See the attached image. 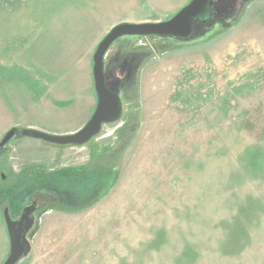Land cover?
<instances>
[{
  "label": "rangeland",
  "instance_id": "374dc122",
  "mask_svg": "<svg viewBox=\"0 0 264 264\" xmlns=\"http://www.w3.org/2000/svg\"><path fill=\"white\" fill-rule=\"evenodd\" d=\"M189 1L0 0V264L3 211L32 200L17 264H264V0H215L187 40L114 41L121 113L86 143L19 134L84 126L100 40Z\"/></svg>",
  "mask_w": 264,
  "mask_h": 264
},
{
  "label": "water",
  "instance_id": "95a60500",
  "mask_svg": "<svg viewBox=\"0 0 264 264\" xmlns=\"http://www.w3.org/2000/svg\"><path fill=\"white\" fill-rule=\"evenodd\" d=\"M214 2L215 0H190L167 20L121 22L113 26L97 44L93 54L92 76L97 103L86 124L75 132L62 135H54L32 128L21 129L19 134L58 145L86 143L99 131L102 123L118 119L121 113L120 98L112 87L107 86L104 76V59L109 46L123 36L190 39L193 36V26L197 22L209 21V8L215 4ZM214 11L216 12V9ZM15 132V129L8 130L0 140V145H4L11 139ZM34 209L35 202H32L30 206L22 210L20 217L16 220L11 219L8 208L4 209L3 218L9 237V251L1 264H17L30 252L31 245L26 234L34 222L31 215Z\"/></svg>",
  "mask_w": 264,
  "mask_h": 264
},
{
  "label": "flooded vegetation",
  "instance_id": "af4514ba",
  "mask_svg": "<svg viewBox=\"0 0 264 264\" xmlns=\"http://www.w3.org/2000/svg\"><path fill=\"white\" fill-rule=\"evenodd\" d=\"M32 202H35V209H34V211L31 213V215H32V217H33L34 214H35V211H36L37 208H38V202H37L36 200H32ZM32 202H31L28 206H30V205L32 204ZM21 213H22V212H21ZM20 215H21V214H20ZM20 215H19V217H20ZM19 217H18V218H19ZM18 218H17V219H18ZM33 226H34V225H33ZM31 228H32V227H31ZM29 231H30V230H29ZM29 231H28V232H29ZM28 232H27V234H28ZM27 234H26V235H27Z\"/></svg>",
  "mask_w": 264,
  "mask_h": 264
},
{
  "label": "trees",
  "instance_id": "16d2710c",
  "mask_svg": "<svg viewBox=\"0 0 264 264\" xmlns=\"http://www.w3.org/2000/svg\"><path fill=\"white\" fill-rule=\"evenodd\" d=\"M216 7V4L212 5L210 8H209V13H210V17L213 15V13H215L214 9Z\"/></svg>",
  "mask_w": 264,
  "mask_h": 264
}]
</instances>
